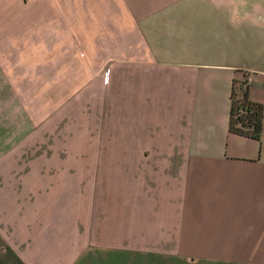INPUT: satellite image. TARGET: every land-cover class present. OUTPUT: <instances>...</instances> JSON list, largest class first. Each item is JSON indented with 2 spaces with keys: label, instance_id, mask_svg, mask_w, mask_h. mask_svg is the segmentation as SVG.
Wrapping results in <instances>:
<instances>
[{
  "label": "crops",
  "instance_id": "1",
  "mask_svg": "<svg viewBox=\"0 0 264 264\" xmlns=\"http://www.w3.org/2000/svg\"><path fill=\"white\" fill-rule=\"evenodd\" d=\"M0 264H264V0H0Z\"/></svg>",
  "mask_w": 264,
  "mask_h": 264
},
{
  "label": "trees",
  "instance_id": "2",
  "mask_svg": "<svg viewBox=\"0 0 264 264\" xmlns=\"http://www.w3.org/2000/svg\"><path fill=\"white\" fill-rule=\"evenodd\" d=\"M262 105L247 97L243 82L232 86L229 94L227 130L259 139Z\"/></svg>",
  "mask_w": 264,
  "mask_h": 264
}]
</instances>
